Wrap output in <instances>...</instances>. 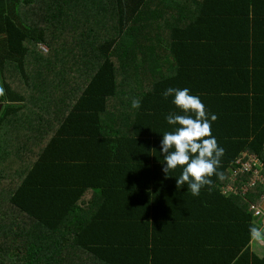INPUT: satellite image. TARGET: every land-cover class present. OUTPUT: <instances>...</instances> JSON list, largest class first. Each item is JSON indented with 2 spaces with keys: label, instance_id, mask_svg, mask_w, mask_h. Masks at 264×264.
<instances>
[{
  "label": "trees",
  "instance_id": "trees-1",
  "mask_svg": "<svg viewBox=\"0 0 264 264\" xmlns=\"http://www.w3.org/2000/svg\"><path fill=\"white\" fill-rule=\"evenodd\" d=\"M96 1L0 0V264H201L208 248L209 264H264L249 233L262 190L222 194L239 160L264 165V0ZM153 43L180 71L171 87L246 102L240 133L212 130L222 178L196 197L177 189L180 167L163 172L173 126L135 117L174 97L138 89L139 111L120 108L115 58ZM4 65L16 75L2 79Z\"/></svg>",
  "mask_w": 264,
  "mask_h": 264
},
{
  "label": "clouds",
  "instance_id": "clouds-1",
  "mask_svg": "<svg viewBox=\"0 0 264 264\" xmlns=\"http://www.w3.org/2000/svg\"><path fill=\"white\" fill-rule=\"evenodd\" d=\"M5 95V90L0 85V97ZM162 95L165 99L174 97L172 103L182 113L170 112L165 117L167 124L173 127L162 135L160 148L166 165L163 172L167 174L170 170L180 167L182 172L176 179L177 189L187 185L188 191L194 197L199 196L205 186L211 190L213 184L211 177L222 178V174L217 170L225 149L219 146L211 130L212 122L217 120V115L210 114L200 97L190 94L187 87L183 89L169 87ZM4 103L9 102L5 100ZM131 107L139 109L141 100L134 98ZM249 233L253 240L264 245V227L252 226Z\"/></svg>",
  "mask_w": 264,
  "mask_h": 264
},
{
  "label": "crops",
  "instance_id": "crops-1",
  "mask_svg": "<svg viewBox=\"0 0 264 264\" xmlns=\"http://www.w3.org/2000/svg\"><path fill=\"white\" fill-rule=\"evenodd\" d=\"M163 20H160L157 23H154L151 28L152 34H156L158 31L164 29V27L157 25ZM115 62L119 63L117 67V76H118V87L117 89L122 90V99L120 100V108L125 106V102H131L137 95L140 94L138 89H167L171 87L169 85L170 79L174 74H180V71L177 68V64L174 61L173 57L169 54L160 50V47L156 44H152L150 47L144 46L139 47L138 50L133 51L128 54V56L124 57L122 53L118 54L115 58ZM16 70L13 65H4L1 71L2 79H9L16 75ZM73 88L77 86H72ZM193 88V87H192ZM193 90V89H192ZM195 94V93H194ZM129 96V98H125V96ZM200 95L201 101L205 104L210 114L217 115V118L221 119L218 121L212 122L211 130L217 129L221 135L228 134L224 136L225 138H232L236 136V133H240L238 128H232L237 123L235 115L239 114L241 104H245L246 102H241L240 99L234 97H225L216 95V94H204ZM241 97L242 94H237L235 97ZM171 99V96L168 97ZM157 105L148 107H144V110H150V114L144 115L142 120L141 116L137 117V122L141 123L144 127L150 118V115H161L163 116L159 119V124L168 126L165 117L170 112H176L180 114L177 110H179L175 105L171 107L169 104H165L162 108ZM2 105V104H1ZM43 106L45 107V103L43 102ZM244 106V105H243ZM3 108V105H2ZM1 108V110H2ZM45 109V108H44ZM140 109V108H139ZM139 109H135V113L139 111ZM155 109L160 110H169L167 112H154ZM130 111V109H127ZM121 111V109H120ZM119 114H122L119 112ZM171 127V126H169ZM172 130V129H171ZM231 131V132H229ZM178 168V167H177ZM176 168V169H177ZM170 173L174 172L173 170L169 171ZM139 185V182L137 183ZM211 241L208 236H206L205 243H209ZM194 243L193 249L198 253V246H195ZM191 246V245H190ZM260 249H264V245L259 244L257 241L252 239L250 243L251 254H256L260 252ZM214 251L212 248H208L206 254L201 255L200 262L201 264H209L211 259L213 258ZM188 264H191L190 262Z\"/></svg>",
  "mask_w": 264,
  "mask_h": 264
},
{
  "label": "built area",
  "instance_id": "built-area-1",
  "mask_svg": "<svg viewBox=\"0 0 264 264\" xmlns=\"http://www.w3.org/2000/svg\"><path fill=\"white\" fill-rule=\"evenodd\" d=\"M41 49L43 50V47ZM237 163L240 164V169L234 173L233 179L232 177L230 178V183L222 188V194L226 197H240L246 199L250 191L260 188L263 193L259 197L257 204H250L249 212L253 213L255 222L257 223V221H260L261 227H264V177L262 176L264 165L261 160L255 156H250L245 162L239 160ZM238 175L248 177L246 184H244L241 189L234 184L237 182L236 178ZM258 227L260 226L258 225Z\"/></svg>",
  "mask_w": 264,
  "mask_h": 264
},
{
  "label": "rangeland",
  "instance_id": "rangeland-1",
  "mask_svg": "<svg viewBox=\"0 0 264 264\" xmlns=\"http://www.w3.org/2000/svg\"><path fill=\"white\" fill-rule=\"evenodd\" d=\"M94 1H95V0H94ZM99 1H101V0H97L96 2H99ZM96 2H94V5H95ZM100 4H101V3H100ZM90 7H91V6H90ZM90 7H89V8H90ZM33 8H36V7H33ZM91 10H92V9H91ZM91 10H89V12H91ZM40 18H41V16H40L38 19H36L35 22L39 21ZM24 90H25V89H17L16 91H20V92H21V91H24ZM22 95L24 96V94H22Z\"/></svg>",
  "mask_w": 264,
  "mask_h": 264
},
{
  "label": "water",
  "instance_id": "water-1",
  "mask_svg": "<svg viewBox=\"0 0 264 264\" xmlns=\"http://www.w3.org/2000/svg\"><path fill=\"white\" fill-rule=\"evenodd\" d=\"M2 105H0V111H1Z\"/></svg>",
  "mask_w": 264,
  "mask_h": 264
}]
</instances>
